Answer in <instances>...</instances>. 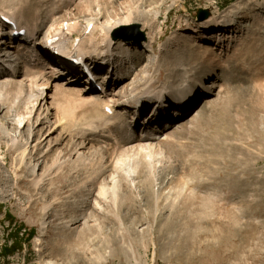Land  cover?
Listing matches in <instances>:
<instances>
[{
  "label": "rangeland",
  "instance_id": "rangeland-1",
  "mask_svg": "<svg viewBox=\"0 0 264 264\" xmlns=\"http://www.w3.org/2000/svg\"><path fill=\"white\" fill-rule=\"evenodd\" d=\"M18 1L10 9L16 11ZM33 3L40 12L30 21L46 19L37 33L40 44L46 32L62 22L75 24L74 39L85 40L92 22L96 31L91 42L110 40L104 52L112 56L96 51L93 59L86 58L91 69H98L102 87L100 92L90 90L84 77L64 69L42 52L44 47L27 45L21 50L19 41L3 31L0 57L7 63H0V125L4 132L24 144L40 118L47 116L50 126L55 122L59 110L54 96H63L61 104L68 106L67 99L72 98L66 89L71 88L99 95L110 106L119 103L114 109L123 122L113 123L112 134L103 131L100 144L83 148L80 157L94 156L88 166L76 161L77 134L92 139L102 127L91 130L79 110L71 109V114L65 110L75 138L60 129L51 132L38 151L32 148L35 142L31 144L29 158L19 168L18 152L1 137L0 249L15 231L18 239L32 235L8 264H264V0H235L227 6L219 0ZM228 11H236L232 23ZM18 14L25 16L23 10ZM129 14L133 16L127 22ZM114 23L108 39L105 29ZM178 50L182 53L171 61L169 55ZM136 56L140 60L134 62ZM207 57L216 70L203 77L199 68ZM37 58L44 64L39 80L34 78ZM143 73L151 78L146 86L149 95L132 101L129 91ZM188 77L203 85L202 92L192 95V103L173 99L154 103V93L167 89L168 98L172 82L184 88ZM201 111L209 115L204 126L177 139L170 136L181 125L193 128ZM118 142L121 148L112 157L125 160L122 171L117 165H105L107 151ZM164 142L174 143L183 153H166ZM143 145L153 147L154 168L138 155ZM59 151L62 170L46 173L47 178L34 185L32 180L47 172ZM101 152L104 159L99 163ZM125 154L127 158L121 157ZM114 184L118 199L112 194ZM185 194H195L197 203L185 204Z\"/></svg>",
  "mask_w": 264,
  "mask_h": 264
},
{
  "label": "bare ground",
  "instance_id": "bare-ground-1",
  "mask_svg": "<svg viewBox=\"0 0 264 264\" xmlns=\"http://www.w3.org/2000/svg\"><path fill=\"white\" fill-rule=\"evenodd\" d=\"M15 1L16 0H0V16L2 15V16H6V17H10V18H12L13 20H15L16 21V23L18 24V26H19V28H25V29H27V33L29 34V37L31 38V39H34L35 41H37V33L40 31V28L44 25V22H45V20L46 19H42L41 20V22L40 23H37V22H34V21H30L31 20V18H32V14H35L36 16H38L39 15V6H38V4H34L33 3V0H19L18 1V8H16L15 10L16 11H14V9H10V8H15V6H16V4H15ZM100 2L101 0H94V2ZM6 3H8V4H6ZM8 8V11L6 10V12L4 11L5 9H7ZM20 10H23V13L25 14V18L24 17H22L20 14H18V12L20 11ZM5 12L6 14H3V12ZM236 13V11L235 12H233V11H228V14H227V17L230 19V23H232V21L234 20L233 18H234V14ZM133 16V14L130 16V14H129V16L126 18V20H127V22L128 21H130V19H131V17ZM27 18V19H26ZM124 21V20H123ZM22 22H24V24H22ZM63 23V22H62ZM62 23H60V24H57V25H55L54 27H52V28H50L48 31H51L50 32V34H54L55 32H58L60 35H59V37L61 38V40L65 43L64 45H59L58 43H55V44H53V47H55V46H60V48H59V53H60V55H58V56H56V55H54L53 53L54 52H56V50L55 51H53V50H47V47H46V44L44 45H42V48L44 47V49L46 50V52H47V54H49L50 55V58H52V60H54V61H56V62H59V63H63L62 62V59L64 58V57H66V56H68V55H70V53H67V52H76L77 53V56L79 55V56H82V57H84V58H86V57H91L92 55L94 56V54H95V52L96 51H100L101 53H100V56H102V55H108V56H112V54L111 53H109V52H104V50L106 49V48H108V47H110V40H107V39H105L106 41H108V42H106V41H104V42H102V43H99V44H97V43H93V42H91L92 40H93V34L95 33V31H96V26L95 25H93V23L92 22H89V25L86 27V30H85V33L86 34H89V36H87L86 37V39L85 40H80L79 39V37H76V39H74L75 38V36L74 35H72V32H74V29H75V27H76V25L75 24H72V25H70V24H68V23H66V25H63ZM228 24L229 23H226L225 25V27L227 28L228 27ZM116 25H117V23H114V24H111V26L110 27H108V28H106L105 29V34L107 35L106 36V38H108L109 39V37H108V33H109V31L111 30V28H114V27H116ZM216 25H219V24H216ZM88 27H91V29H90V31L89 32H87V30H88ZM224 27V28H225ZM1 32V31H0ZM3 33V32H2ZM84 34V33H83ZM3 34H0V37L2 36ZM9 35V34H8ZM10 36V35H9ZM53 36L51 35V37L50 38H52ZM20 40H22V38H20ZM43 42L45 43V40H43ZM182 43V42H181ZM180 44H178V46H179ZM181 48H182V50L184 49V45H183V43L181 44V46H180ZM187 48V47H186ZM200 49V48H199ZM185 50V49H184ZM181 50H178V51H175L174 53H171L170 55H169V58H170V60L171 61H174V60H176V58H177V55H176V53L178 54V56H179V54L180 53H182V52H180ZM180 52V53H179ZM203 52V51H202ZM20 54V53H19ZM204 54V53H203ZM185 55V54H184ZM93 56L91 57L92 59H93ZM181 56H183V54L181 55ZM8 57V56H7ZM3 58L4 57H0V63H7L6 61H4L3 60ZM136 59H133L134 60V62H137V61H139L140 60V57L139 56H136L135 57ZM179 58V57H178ZM8 59H10L11 60V57H8ZM7 59V60H8ZM61 59V60H60ZM41 59H35V62H37V65L34 67V70H36L35 72H36V76H34V78L35 79H37V77H39V76H41V68L44 66V64L40 61ZM209 60V58L207 57L206 58V60H202L201 61V63H200V68H199V72H202L203 73V77H206V76H209V75H211L212 74V72L213 71H215L216 69H215V67H211V66H209V64L207 63V61ZM87 64H89V66L90 67H92V64H91V62H90V60H88L87 61ZM208 64V65H207ZM112 66V65H111ZM107 67H109V65L107 66ZM229 67V66H228ZM110 68V67H109ZM108 68V69H109ZM230 68H231V66H230ZM67 70H69V71H72V73H74V74H76L77 76H81V77H84V76H82V70L81 69H79V70H75V69H71V68H66ZM100 69V68H99ZM33 70V71H34ZM97 70L98 69H95L94 70V72L96 73L95 75H97V74H99V73H97ZM218 70V69H217ZM33 71H31V72H33ZM35 72H33V73H35ZM43 72V71H42ZM101 72H102V70H101ZM38 74V75H37ZM179 74V73H178ZM175 75H177V72H176V74ZM32 76V75H31ZM43 76V75H42ZM41 76V77H42ZM105 76H107L106 74H105ZM148 75H146V74H144L143 73V76L137 81V85L136 84H133L132 85V88L130 89V91H129V97H131V100L133 101H138L141 97H143V95H145V94H148L149 95V93H148V91H149V88H147L148 87V85H150L149 83H150V81H151V78L148 76ZM97 77H98V75H97ZM98 79H99V77H98ZM188 80L186 81V82H183V83H187V87L185 86L184 88H186V89H184L183 88V85H182V87H176V85H175V83L176 82H172V84H171V86H170V89H171V94H170V97H165V92H166V90L167 89H161V90H159V91H157L156 93H154L153 94V98H155V104L156 103H159V102H161V103H167V101L168 100H170V99H173V100H178V102L180 101V100H183L185 103H188V104H190V103H192V102H190V99H192V95L194 94V93H200V92H202L201 90H202V87H203V85L200 87V82L201 81H197V79H195V78H193V77H188L187 78ZM37 80H39V79H37ZM36 81V80H35ZM40 85H42V84H40ZM35 86V85H34ZM34 86H31L30 88L32 89ZM36 86H38L37 84H36ZM147 86V87H146ZM90 90H92L91 88H90ZM66 91H67V95L69 96V97H71L72 99L71 100H69V99H67L68 101L67 102H69V104H68V106H65V105H63V104H61V102H63V103H65L64 101H63V96H61V95H59L58 93H56V95L54 96V101H55V103L57 104V109L59 110V112L57 113L58 114V116L55 118V122L50 126L49 124H48V121H47V116H45V117H43V118H40L38 121H39V124L37 125V126H35L37 123H35V125L34 126H32L31 127V129L29 130V132H27L28 133V135H29V138H27V140H26V142L24 143V144H19L17 141H16V139L14 138V137H11L10 135H8L7 133H5L4 132V126L3 125H0V140H1V137L2 138H4V139H6V141H7V144L10 146V148H12V150L14 151V150H16L17 152H18V154H17V156H16V158H15V165H16V167L17 168H19V166H22L23 164H25V162H26V160H27V157L29 158V151H28V149H29V147L31 146V144L33 143V142H35L34 143V145H33V149L35 148L36 149V151H38L39 150V148H42L41 146H42V143H43V141L47 138V137H49L50 135H51V132H54L55 133V131L57 130V129H60L61 130V132H62V134H67V135H69L70 134V137L71 138H75V137H73V135H72V133H71V130L70 129H68V127H70L71 126V123L69 122V120H68V122H67V120L66 119H68V118H66L67 116L65 115V113H66V111L65 110H69V112L68 113H70V111H71V109H73V110H79V111H81V112H83V114L81 113V115H82V118H83V122L85 123V125L86 126H88V127H90L91 128V130H95V129H97V130H99V128H96V127H94V126H97L98 125V127H102V129H100L99 131H98V133H99V135L97 136V137H93L92 139H86L85 138V134L84 133H78L77 134V138L80 140V142H77L78 144L77 145H75V146H73V149H74V147H75V154H76V156H77V158H76V161L77 162H81L82 161V163H84V164H86V166H88V165H92V163L94 162L93 161V158H94V156L92 157H86V158H83V157H80V156H82L83 155V153H82V151H83V148H85L87 145H89L90 144V146L92 147V145H95V144H98L99 143V140H101L100 138H104L102 135L100 136V134L101 133H103V131L104 132H107L108 134H112V132H110V131H113L112 129H113V127L111 128V126L113 125V123H119L120 121H121V119H122V122H123V117H122V115L119 113V112H117V111H115V107H120L121 105H119V103L116 105H109V103H107L106 101H104L101 97H99V95L97 96V95H93V94H87V93H85V91H83V89H75V88H71V89H66ZM94 92V91H93ZM207 92H210L208 89H207ZM74 97V98H73ZM157 99V100H156ZM77 102V106L78 107H74L75 106V104L73 103V102ZM127 101H129V100H127ZM165 101V102H164ZM190 102V103H189ZM170 103V102H169ZM212 103L213 102H211V101H207L206 102V104H211L212 105ZM206 104H204L203 106H205ZM58 105H60V106H62V107H59ZM70 106V107H69ZM103 107H106V108H110L113 112H112V115H111V117H108L107 116V114H105L104 113V111H103ZM172 107V106H171ZM226 107V106H225ZM169 108V107H168ZM73 110H72V114L73 113H75V111L73 112ZM169 111V110H168ZM223 112H222V116H223V114H225L226 115V113H227V111L226 110H222ZM157 112V111H156ZM71 114V113H70ZM69 114V115H70ZM184 115V114H183ZM182 115V116H183ZM71 116V115H70ZM187 116V115H186ZM72 117H73V115H72ZM76 117V116H75ZM213 117V116H212ZM221 117V116H220ZM66 118V119H65ZM70 118V117H69ZM209 118V115H206V113L205 112H199V114H198V117H197V119H195L194 120V122H193V128H186L184 125H181L180 126V129L179 130H176V131H174V132H171V134H170V136H172V138H174V139H177V138H180L181 136H183V135H186V134H188V133H191V132H194V130L193 129H197L198 127H200V126H204L205 125V123H206V120ZM214 118V117H213ZM151 119V118H150ZM149 119V120H150ZM72 121H73V118L71 119ZM223 120V119H222ZM210 121V120H209ZM212 121H213V119H212ZM121 122V123H122ZM151 124V123H150ZM39 125H41V128L39 129V130H36V128L38 129V126ZM122 125V124H121ZM152 125V124H151ZM77 126V125H76ZM116 127V126H115ZM124 128V126H120L119 125V127H117V128ZM127 127V126H126ZM30 128V127H29ZM95 128V129H94ZM59 130V131H60ZM90 130V129H89ZM61 132H59V133H61ZM26 133V134H27ZM168 135V134H167ZM76 136V135H75ZM64 137V136H63ZM70 138V139H71ZM122 138V137H121ZM166 138H167V136H166ZM169 138V137H168ZM62 139V138H61ZM114 139V138H113ZM122 140H123V138H122ZM116 141H117V139H116ZM127 142V143H129V141L130 140H128V139H124V142ZM176 141V140H175ZM54 142V141H53ZM49 143V142H48ZM127 143H125V144H127ZM55 144V146H57L58 144H56V143H54ZM100 144V143H99ZM213 144H214V142H213ZM162 145V144H161ZM160 145V146H161ZM163 145H164V150L166 151V153H168V154H173V153H178V152H176V151H180L181 153H183V151L184 150H182L180 147H177L178 149L176 150V145L174 144V143H170V142H164L163 143ZM115 146H118V148L116 149V148H114ZM186 146V145H185ZM141 147V149H138V151H140L142 154H139L138 153V155H142V157H143V160H146V161H148V164H149V166H150V168H154L155 167V165H153V159L152 158H154L153 157V147L151 146V145H143V146H140ZM121 148V144L118 142V144H116V143H114V144H112V146H111V148H110V150H108L107 151V153L109 154L107 157H106V159H105V165H108L110 168H115L114 166L115 165H117V167H116V169L118 168V166H119V169L121 168V166L123 165V162L125 161H123L122 160V158H117V159H113V154H115V152L116 151H118V149H120ZM2 148H1V143H0V150H1ZM34 151V150H33ZM63 151V150H62ZM97 151V150H96ZM175 151V152H174ZM40 152V151H39ZM51 151H49V153H50ZM100 152V151H99ZM93 153V152H92ZM98 153V152H97ZM61 154H62V152L61 151H59L58 153H57V155L53 158V162L50 164V166H49V168H48V170H45V171H47V172H42V174H41V176L39 177V176H36L32 181H33V184L34 185H36V186H39L42 182H43V179L45 180V178L44 177H46L45 175H46V173H51L52 172V174L53 175H56L57 173H59L61 170H62V167H63V165H64V163L63 162H61ZM86 155V154H85ZM184 155V154H183ZM123 156H125L126 158H127V156H126V154L125 155H122L121 157H123ZM120 157V156H119ZM141 157V158H142ZM177 157V156H176ZM46 158V157H45ZM103 159H104V155H103V152H101L100 153V157H99V163L101 162V161H103ZM132 159V158H131ZM155 160V159H154ZM77 162H76V164H77ZM87 162H89V163H87ZM96 163V162H95ZM125 163V162H124ZM155 163V162H154ZM156 163H157V161H156ZM84 164H83V166H84ZM74 165V164H73ZM95 165V164H94ZM4 166V165H3ZM82 166V165H81ZM36 166H34V168H33V170H35L36 168H35ZM90 167V166H89ZM96 168V166H93V168L92 169H95ZM74 169H77V167L76 166H74L73 167ZM123 168V167H122ZM122 168H121V171H122ZM170 168V167H169ZM176 168V167H175ZM1 169V168H0ZM73 169V170H74ZM103 167H102V169L101 168H99L98 169V172H99V174H101V173H103ZM142 169V168H141ZM161 169V168H160ZM177 169V168H176ZM96 170V169H95ZM95 170H92V171H94L93 173H95ZM151 170V169H150ZM92 171H91V173H92ZM97 171V170H96ZM155 171H156V169H155ZM162 171V170H161ZM173 171V170H172ZM1 172V171H0ZM154 172V171H153ZM158 172V171H157ZM157 172H155V174L157 173ZM167 173V172H166ZM33 174H35V172L33 171L32 172V175ZM95 174H97V173H95ZM122 174V173H121ZM154 174V173H153ZM159 174V173H158ZM162 174V173H161ZM92 175V174H91ZM169 175V174H168ZM154 176V175H153ZM1 177H2V174H1ZM51 177V176H50ZM154 177H157V176H154ZM3 178V177H2ZM47 178V177H46ZM171 178H173L174 179V176H172ZM176 178V177H175ZM87 179V178H86ZM157 179V178H156ZM164 179V178H163ZM4 180V179H3ZM47 180H51V179H47ZM124 180V179H123ZM155 180V179H154ZM158 180V179H157ZM0 181H2V179L0 178ZM95 181H97L96 179H95ZM94 182V181H93ZM160 182V181H159ZM95 183V182H94ZM94 183H92V186H93V184ZM174 183V182H173ZM181 185L182 184H179V188H183V186L181 187ZM121 186V185H120ZM162 186V185H161ZM99 187V186H98ZM106 187V186H105ZM107 188V187H106ZM98 189V188H97ZM100 191H103L104 190V188H101L100 187V189H99ZM98 190V191H99ZM108 190V189H107ZM111 190H112V194L114 195V198H115V196H117L118 194L117 193H119V192H117L118 190H119V188H118V185H116V184H114L113 186H112V188H111ZM104 193V192H103ZM105 193H107L106 191H105ZM109 194H110V191H109ZM157 194V193H156ZM107 195V194H106ZM151 196V195H150ZM104 197V196H103ZM106 197V196H105ZM104 197V198H105ZM184 197H185V200H184V203L185 204H195V203H197V198H196V195L195 194H189V195H187V194H185L184 195ZM198 197V196H197ZM104 198H102V199H104ZM117 199H118V196H117ZM201 200V199H200ZM118 203V202H117ZM200 203L202 204V201H200ZM184 215V214H183ZM185 216V215H184Z\"/></svg>",
  "mask_w": 264,
  "mask_h": 264
},
{
  "label": "trees",
  "instance_id": "trees-1",
  "mask_svg": "<svg viewBox=\"0 0 264 264\" xmlns=\"http://www.w3.org/2000/svg\"><path fill=\"white\" fill-rule=\"evenodd\" d=\"M235 0H219L223 6H227L229 3ZM15 231V230H14ZM16 231L13 236L8 237L9 243L3 245L0 249V264H8V258L12 257L17 251H21L23 243L29 244V241L32 238V235H29L25 240L18 234Z\"/></svg>",
  "mask_w": 264,
  "mask_h": 264
},
{
  "label": "water",
  "instance_id": "water-1",
  "mask_svg": "<svg viewBox=\"0 0 264 264\" xmlns=\"http://www.w3.org/2000/svg\"><path fill=\"white\" fill-rule=\"evenodd\" d=\"M205 17H206V16H205ZM205 17H204V18H205Z\"/></svg>",
  "mask_w": 264,
  "mask_h": 264
}]
</instances>
